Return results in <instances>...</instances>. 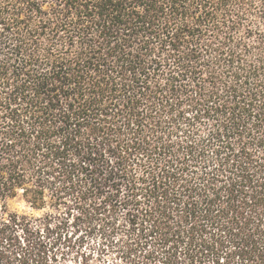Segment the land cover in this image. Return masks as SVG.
Segmentation results:
<instances>
[{
    "label": "trees",
    "instance_id": "1",
    "mask_svg": "<svg viewBox=\"0 0 264 264\" xmlns=\"http://www.w3.org/2000/svg\"><path fill=\"white\" fill-rule=\"evenodd\" d=\"M70 229L118 264H264V0H0V264Z\"/></svg>",
    "mask_w": 264,
    "mask_h": 264
},
{
    "label": "rangeland",
    "instance_id": "2",
    "mask_svg": "<svg viewBox=\"0 0 264 264\" xmlns=\"http://www.w3.org/2000/svg\"><path fill=\"white\" fill-rule=\"evenodd\" d=\"M8 207L19 214H32L35 217L43 214L42 212L31 211L19 197L8 201ZM48 210L44 211V213L48 212ZM51 212L55 213V211ZM73 232L72 229L68 230V233L63 232L62 239L59 240H53L56 235L49 239H44L47 247L51 250L49 256L55 255L56 264H84L85 260L87 264H118L113 258L103 257L98 254L97 248L94 247L93 243H88V241H83L82 243L81 240L79 241L80 233L72 234ZM70 236L72 237L71 239H69Z\"/></svg>",
    "mask_w": 264,
    "mask_h": 264
}]
</instances>
